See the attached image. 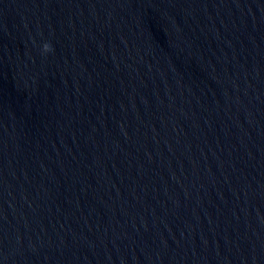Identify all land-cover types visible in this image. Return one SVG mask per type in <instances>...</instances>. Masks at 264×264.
I'll list each match as a JSON object with an SVG mask.
<instances>
[{"label": "water", "instance_id": "obj_1", "mask_svg": "<svg viewBox=\"0 0 264 264\" xmlns=\"http://www.w3.org/2000/svg\"><path fill=\"white\" fill-rule=\"evenodd\" d=\"M0 264H264V0H0Z\"/></svg>", "mask_w": 264, "mask_h": 264}]
</instances>
